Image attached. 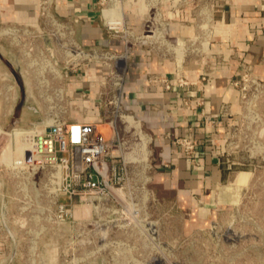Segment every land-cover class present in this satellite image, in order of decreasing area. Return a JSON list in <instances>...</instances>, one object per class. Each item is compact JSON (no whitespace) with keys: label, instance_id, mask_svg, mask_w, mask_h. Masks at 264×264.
<instances>
[{"label":"rangeland","instance_id":"rangeland-1","mask_svg":"<svg viewBox=\"0 0 264 264\" xmlns=\"http://www.w3.org/2000/svg\"><path fill=\"white\" fill-rule=\"evenodd\" d=\"M144 3L119 4L123 30L118 39L124 49L112 50L120 57L117 69L100 65L107 72L101 86L107 93L104 100L113 98L115 76L123 89L139 50L174 61L177 82L188 84L186 64L202 63L213 52L214 19L201 12L198 0L171 2L175 13L197 5L192 37L174 36L173 20L162 11L145 15L140 8ZM37 12L38 24L30 26L5 21L0 9V264H264V58L253 65L233 57L241 68L230 82L236 107L223 109L236 123L224 145L230 177L213 193L211 216L203 219L187 211L172 191L161 187L153 145L147 142L143 152L134 154L147 162V181L136 162L121 185H114L112 175L106 177L105 195H75L67 190L65 175L55 174L44 157L32 162V151L27 156L24 151L36 127L63 116L57 89L70 82L61 77L98 64L75 68L79 61L70 57L78 53L75 24L56 13L55 0H38ZM53 18L71 23L70 28L59 27ZM218 61V66L230 67ZM203 72L202 81L213 70L204 66ZM101 106L102 117L110 115L111 120L112 106ZM121 123V137L129 147L141 143L134 130L127 131ZM109 129L101 133L111 138ZM16 130L22 134L10 136ZM128 152L123 149V155Z\"/></svg>","mask_w":264,"mask_h":264},{"label":"crops","instance_id":"crops-1","mask_svg":"<svg viewBox=\"0 0 264 264\" xmlns=\"http://www.w3.org/2000/svg\"><path fill=\"white\" fill-rule=\"evenodd\" d=\"M37 1L0 0L2 17L5 21L37 26ZM163 1L161 11L173 20L174 36L192 37L195 28L190 23L194 21L197 5L175 13L172 3ZM55 11L72 23L75 18L79 19L75 28L81 46L118 52L124 49L123 41L113 38L105 26L99 0H55ZM211 15L215 32L213 52L202 63L186 64L185 75L190 82L187 86L181 87L177 82L174 61L151 50H139L122 89L124 108L153 138L158 183L172 191L183 208L203 219L213 214L210 205L214 191L230 177L224 163V145L236 123L223 109L228 104L233 109L236 107L230 82L240 75L241 68L233 57L253 65L264 58V0H213ZM175 21L186 24H175ZM220 59L230 67L218 66ZM204 66L213 72L202 81ZM106 73L103 66L87 65L73 75L68 85L73 123L83 127L97 125L100 133L107 128L100 124L102 111L98 97ZM151 75L169 79L170 88L161 82H150ZM183 138L195 141L193 156L175 143Z\"/></svg>","mask_w":264,"mask_h":264},{"label":"built area","instance_id":"built-area-1","mask_svg":"<svg viewBox=\"0 0 264 264\" xmlns=\"http://www.w3.org/2000/svg\"><path fill=\"white\" fill-rule=\"evenodd\" d=\"M107 1H111V5ZM123 0H99V5L101 8V15L104 20V24L107 27L108 31H110L111 36L113 38H118V34L122 32L123 24L120 18H113L112 21H108L104 18L103 14L105 9L110 8L113 4H121ZM132 3L136 0H128ZM143 1V0H142ZM146 3L143 6H140L143 13L145 15L149 14H161V8L159 5L163 0H144ZM175 5V1L182 0H170ZM186 1H196V0H186ZM202 6L201 12L211 15V6L213 0H198ZM109 5V7H105ZM175 8V6H174ZM47 14H50L49 9L47 10ZM53 22L57 23L59 27L62 28H70L67 25H71V23H58L59 20L53 18ZM79 22V19H74L73 24ZM147 29H151L153 26L146 25ZM72 30V29H71ZM72 32V31H71ZM151 36H146L145 38H149ZM148 41V40H147ZM147 41H145L147 43ZM149 42V41H148ZM75 46L78 49V53L76 55H70V57H74V61H79L75 68H83L88 63H96L98 65L115 67L117 69L118 63L120 60L119 55H117L112 50H108L102 47H95L91 51H87L83 49V47L78 43H75ZM111 67V68H112ZM114 72H111V76ZM119 76V75H118ZM118 76L114 77L116 81L115 88L111 91L112 99L108 101L104 100L105 93L103 91V87L99 92V105L112 106L113 118L110 119V115H106L102 117V122L100 124L110 127L112 137L107 138L104 134L100 133L97 129V125H90L89 127H83L80 125H76L73 123L71 119V97L69 95L68 84H63L64 86L58 88L57 90V103L63 109V116H54L50 121L43 123L42 132H36L34 134L33 143L34 150L32 151V162H35L37 158L44 157L46 161L52 165L53 172L55 174L65 175L66 181H69L67 185V190H71V192L75 195H79L77 192L79 191H96L97 194L105 195L108 190V185L106 182V177L112 175L113 180L115 179L114 185H121L124 183L126 176L129 175V166L139 163L141 167L140 173L144 178V181H147L146 178V161L137 159L138 156L135 157L134 154H137L141 151V144L143 143L142 137L145 138L146 142L150 145L152 144L153 138L150 133L145 129L142 130V123L138 121L135 116L126 111L122 103V84L119 82L120 79ZM65 81L71 82L73 76L67 74L65 77ZM107 77H104L106 79ZM103 79V80H104ZM149 81L152 83L161 82L165 84L166 88H170L171 84L169 80L162 76L156 75L149 78ZM180 82V83H179ZM178 83L181 87H185L188 85L187 82H183L180 80ZM104 85V81H102L101 86ZM85 96V95H84ZM103 107V106H101ZM131 117L134 122L139 123L140 132L136 133L134 130V136L139 138L141 143H135L133 146L129 147V141H125L124 138L121 137V131L119 128V123L122 121L125 124L127 131H132L133 129H128V124L126 123V118ZM120 120V122H119ZM74 127L80 128L79 141L74 142L72 131ZM84 128H88V130H83ZM176 144L182 145L185 147L188 155L193 156L196 153V143L192 139L183 138L175 140ZM123 149L130 150L127 154L123 155ZM139 150V151H138ZM137 151V152H136ZM116 154H113V153ZM122 152V153H121ZM143 152V151H141ZM133 157V158H130ZM156 169V165L154 167ZM145 184V183H144Z\"/></svg>","mask_w":264,"mask_h":264},{"label":"bare ground","instance_id":"bare-ground-1","mask_svg":"<svg viewBox=\"0 0 264 264\" xmlns=\"http://www.w3.org/2000/svg\"><path fill=\"white\" fill-rule=\"evenodd\" d=\"M103 16H104V18L106 19V20H110V21H112L113 20V18H119L120 17V7H119V4H113L110 8H107V9H105V11H104V14H103ZM149 38H151L150 40H152L153 38L152 37H149ZM148 42V41H147ZM49 121V120H48ZM47 122V121H46ZM126 123H129L128 124V129L129 128H131V129H133V130H136V133L138 132V134H139V132H140V127L136 124V122H134L133 120H132V118L131 117H127L126 118ZM122 124V123H121ZM38 126V125H37ZM125 126V125H124ZM42 126H39V127H36V131L34 132V134H36V132H42ZM132 130V131H133ZM2 133V131L0 130V134ZM22 133L21 132H19V131H14V133L12 134V135H10V136H13V137H16V138H18L19 137V135H21ZM129 136V135H128ZM128 136H126V137H128ZM124 137V136H123ZM142 139H143V143L141 144V151H144V145L146 144V140H145V138L144 137H142ZM135 140V139H134ZM136 141V140H135ZM135 145V144H134ZM35 148H34V143H33V139H32V142L30 143V145H29V148H27L24 152H25V155L27 156V154H29V152H31V151H33ZM139 154V153H138ZM29 156V155H28ZM130 158H133V157H130ZM27 163V162H26ZM23 164H24V162H23ZM30 166V165H29ZM27 169V168H26Z\"/></svg>","mask_w":264,"mask_h":264},{"label":"water","instance_id":"water-1","mask_svg":"<svg viewBox=\"0 0 264 264\" xmlns=\"http://www.w3.org/2000/svg\"><path fill=\"white\" fill-rule=\"evenodd\" d=\"M83 130H88V128H84ZM79 134H80V128L79 127H74L73 131H72L74 142H78L79 141Z\"/></svg>","mask_w":264,"mask_h":264}]
</instances>
